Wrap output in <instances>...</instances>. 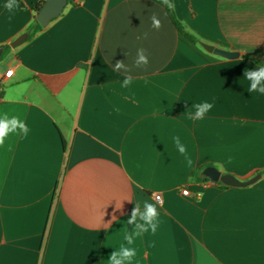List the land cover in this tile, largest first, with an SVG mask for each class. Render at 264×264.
<instances>
[{"label": "crops", "instance_id": "0c3cea01", "mask_svg": "<svg viewBox=\"0 0 264 264\" xmlns=\"http://www.w3.org/2000/svg\"><path fill=\"white\" fill-rule=\"evenodd\" d=\"M44 1L17 0L10 12L0 0V48L11 47L0 121L29 128L0 146V264H109L120 244L136 249L132 264H264V94L244 77L264 66V0H170L194 41L160 0H74L12 47ZM139 48L149 63L138 68ZM203 102L213 107L196 119ZM208 166L261 175L228 186L205 177ZM145 202L159 226L129 244L123 230L134 231L127 222Z\"/></svg>", "mask_w": 264, "mask_h": 264}, {"label": "clouds", "instance_id": "9594fccd", "mask_svg": "<svg viewBox=\"0 0 264 264\" xmlns=\"http://www.w3.org/2000/svg\"><path fill=\"white\" fill-rule=\"evenodd\" d=\"M160 4L162 7L166 6L168 9L174 8V4L171 3L170 0H160ZM5 7L11 12L14 10V8H18L19 4L17 3V0H8V3L5 5ZM150 20L151 27L159 31L162 25L160 19L157 18V15L155 13L150 16ZM147 36L148 33H144V38H147ZM148 63L149 61L148 56L146 55V50L143 48H139L137 50L135 67L139 68L142 66H147ZM121 68H124L125 72L129 71V69L124 65L123 61H117L114 70L118 71ZM244 77L251 81L250 86L248 88L249 93L258 91L264 94V86L258 87L259 85H261V82L264 81V66L258 65L255 69L252 70L245 69ZM132 79V76L125 75V79L121 86L127 87L131 83ZM193 107L196 109L195 118L200 119L206 112H208L213 107V105L208 102H203L201 104H195L193 105ZM191 118L192 117L190 116L189 119ZM17 128L22 130L24 136H27L29 128L24 122L20 121L18 117H13L10 120L6 118L0 121V146H3L4 139L7 134L10 131L16 130ZM173 139L178 148V151L185 156L188 165L191 167L193 161L187 155L186 147L181 143L180 138L178 136L174 137ZM137 187L141 186L137 185ZM158 200L159 197L157 196V201ZM138 215L142 223H136ZM159 216L160 213L157 211L155 204H148L147 202H145L144 211H140L139 207L137 206L133 209L131 216L127 222L129 224L135 223V229L131 234H129L127 233L125 228L123 230V239L127 240L129 244H132L134 237H140L143 233L151 232L152 234H155L159 226ZM136 255L137 251L135 248L126 247L120 244L118 250L110 254L109 264H132Z\"/></svg>", "mask_w": 264, "mask_h": 264}, {"label": "water", "instance_id": "95a60500", "mask_svg": "<svg viewBox=\"0 0 264 264\" xmlns=\"http://www.w3.org/2000/svg\"><path fill=\"white\" fill-rule=\"evenodd\" d=\"M68 4V0H45L42 7L37 12L35 18L39 22L42 27L48 25V23L58 17L64 10L65 6ZM28 37L27 33L21 34L18 38H16L13 42H11L12 47H16L21 44ZM202 46L211 52H214L217 55H220L225 58H236L239 56L237 51L227 50L223 48H218L210 44L202 43ZM2 48H0V55L2 53ZM203 175L214 182H222L228 186H238L243 187L250 184H253L261 174H257L247 180H240L233 174H222L220 170H218L214 166H208L203 170Z\"/></svg>", "mask_w": 264, "mask_h": 264}, {"label": "trees", "instance_id": "16d2710c", "mask_svg": "<svg viewBox=\"0 0 264 264\" xmlns=\"http://www.w3.org/2000/svg\"><path fill=\"white\" fill-rule=\"evenodd\" d=\"M74 0H68L69 3H73ZM44 2L38 4L35 6L34 11H35V16L37 14V12L39 11V9L42 7ZM167 9V13L171 19V21L173 22V24L177 27V29L182 32L183 34H185L186 36H188L191 40H196L195 38H193L192 36H190L189 34H187L184 31V27L181 24V22L176 18L174 12L172 9ZM43 29V27L39 24V22L36 20V18L34 17L33 22L29 25V27L27 28V33H28V38H32L36 33H38L39 31H41ZM2 48V53L0 55V59H2L3 57H5V55L8 53V51L10 50V45H4L1 47ZM261 64H263L262 62H260ZM264 65V64H263Z\"/></svg>", "mask_w": 264, "mask_h": 264}, {"label": "built area", "instance_id": "2783aa9c", "mask_svg": "<svg viewBox=\"0 0 264 264\" xmlns=\"http://www.w3.org/2000/svg\"><path fill=\"white\" fill-rule=\"evenodd\" d=\"M11 74V70L10 71H7L6 72V76H9ZM182 193L184 194V195H189V190L186 188V189H183L182 190ZM157 196L159 197V200L158 201H160V199H161V196H160V194H156L155 195V198H156V200H157Z\"/></svg>", "mask_w": 264, "mask_h": 264}]
</instances>
